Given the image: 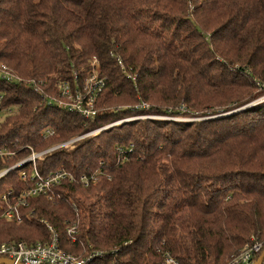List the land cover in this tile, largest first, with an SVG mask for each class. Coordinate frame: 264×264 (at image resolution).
I'll use <instances>...</instances> for the list:
<instances>
[{
  "label": "trees",
  "instance_id": "obj_1",
  "mask_svg": "<svg viewBox=\"0 0 264 264\" xmlns=\"http://www.w3.org/2000/svg\"><path fill=\"white\" fill-rule=\"evenodd\" d=\"M93 57L104 86L84 117L58 106L60 84H82ZM0 64L13 74L0 148L15 152L0 170L151 115L36 157L41 175L72 179L19 223L1 195L26 189L33 165L2 175L0 243L46 240L49 224L61 249L104 264H223L264 238V0H0Z\"/></svg>",
  "mask_w": 264,
  "mask_h": 264
},
{
  "label": "built area",
  "instance_id": "obj_2",
  "mask_svg": "<svg viewBox=\"0 0 264 264\" xmlns=\"http://www.w3.org/2000/svg\"><path fill=\"white\" fill-rule=\"evenodd\" d=\"M99 62L93 57L90 62L89 74L83 78L82 84L77 81V74L73 73L72 85L68 82L60 84V96L64 99L58 101V106L66 107L69 110L79 112L84 117H90L95 114L93 102L96 94L104 86V78L99 76ZM0 75L6 80H12V71L5 65L0 64ZM140 106H147L145 102H141ZM146 118L147 115H138L136 118ZM126 119H119L108 125H104L93 130H90L80 136L73 137L65 142H61L48 147L47 149L31 153L18 160L14 164L7 166L0 170V177L13 168L22 166L24 163L31 162L33 165V173L30 179L31 184L24 190L16 193L13 189H7L2 193L1 199L4 203L2 209V216L7 219L19 223L22 221L23 216L20 208L28 205L30 198L37 195L45 194L47 189L60 182L61 179H72V176L63 171L55 170L47 175H41L36 169L35 159L39 155L51 151L60 146L69 144L83 136L95 133L99 130L107 128L113 124L120 123ZM47 134L53 131L46 129ZM15 154L14 151L0 148V159L11 157ZM27 174L24 170L20 172V178L25 179ZM95 176L90 178L84 174L79 176L80 182L88 184L89 181L94 182ZM46 229L49 232L48 239L37 241L35 243H26L25 241H6L0 243V257L12 260L14 263L21 264H104L102 260L105 258L106 253L101 251L93 252L85 257H77L69 252L64 251L58 244L56 233L53 227L46 224ZM70 231V230H69ZM264 248V238L255 240L252 244L246 245L239 252L232 255L223 264H253L255 256ZM107 264H115L114 260L109 261ZM158 264H179V262L170 254L166 253L164 258Z\"/></svg>",
  "mask_w": 264,
  "mask_h": 264
},
{
  "label": "water",
  "instance_id": "obj_3",
  "mask_svg": "<svg viewBox=\"0 0 264 264\" xmlns=\"http://www.w3.org/2000/svg\"><path fill=\"white\" fill-rule=\"evenodd\" d=\"M264 261V248L261 250L253 264H262ZM0 264H21V263H14L12 260L0 257Z\"/></svg>",
  "mask_w": 264,
  "mask_h": 264
},
{
  "label": "rangeland",
  "instance_id": "obj_4",
  "mask_svg": "<svg viewBox=\"0 0 264 264\" xmlns=\"http://www.w3.org/2000/svg\"><path fill=\"white\" fill-rule=\"evenodd\" d=\"M262 100H263V98L260 99V101H262ZM5 114H6L5 111L0 110V123L4 120V118H5ZM144 115H147L148 117H151V115H148V114H144ZM137 116H138V115H136V116H131L130 119H136ZM128 118H129V117H128ZM140 118H143V117H140ZM125 119H126V118H125ZM161 119H164V118H161ZM166 119H167V118H166ZM185 119L189 120V119H191V118H185ZM108 124H110V123H107V124H105V125H108Z\"/></svg>",
  "mask_w": 264,
  "mask_h": 264
}]
</instances>
